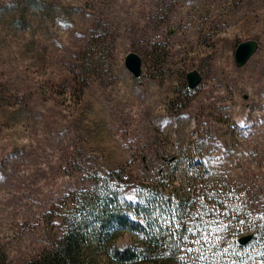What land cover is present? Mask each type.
Returning a JSON list of instances; mask_svg holds the SVG:
<instances>
[{"label": "rangeland", "instance_id": "obj_1", "mask_svg": "<svg viewBox=\"0 0 264 264\" xmlns=\"http://www.w3.org/2000/svg\"><path fill=\"white\" fill-rule=\"evenodd\" d=\"M164 2L150 20L148 0H0V264L34 259L71 197L121 175L134 199L184 151L223 161L264 205V0Z\"/></svg>", "mask_w": 264, "mask_h": 264}, {"label": "trees", "instance_id": "obj_2", "mask_svg": "<svg viewBox=\"0 0 264 264\" xmlns=\"http://www.w3.org/2000/svg\"><path fill=\"white\" fill-rule=\"evenodd\" d=\"M216 160L184 151L134 199L121 175L96 183L66 202L58 234L26 264H264V205Z\"/></svg>", "mask_w": 264, "mask_h": 264}, {"label": "water", "instance_id": "obj_3", "mask_svg": "<svg viewBox=\"0 0 264 264\" xmlns=\"http://www.w3.org/2000/svg\"><path fill=\"white\" fill-rule=\"evenodd\" d=\"M258 48V41L247 39L237 44L234 49V62L237 67L243 66ZM127 69L134 75L141 74L142 59L136 52H128L124 59ZM187 85L189 88H195L202 80V75L197 69H192L186 73ZM244 237L242 241L246 240Z\"/></svg>", "mask_w": 264, "mask_h": 264}, {"label": "bare ground", "instance_id": "obj_4", "mask_svg": "<svg viewBox=\"0 0 264 264\" xmlns=\"http://www.w3.org/2000/svg\"><path fill=\"white\" fill-rule=\"evenodd\" d=\"M164 1H166V0H148V3H147V7L145 8V12H144V15L148 18V19H150L151 20V18H152V16L155 14L154 12H155V7H156V5H157V3L159 4L160 2H164ZM167 2H168V0H167ZM165 3V2H164ZM161 5V4H160ZM158 8V7H157ZM140 10H137L136 12H135V14H136V16H135V18H133V19H130L129 21H128V27L130 28V30L131 29H133V31L135 32V33H137V35H135V36H137V37H141L142 36V31L144 30V27H143V25H141L138 21H136L137 19H138V17H139V15H140ZM215 69H216V67H215ZM214 69V70H215ZM217 70V69H216ZM230 73V72H229ZM228 74V73H227ZM244 81V80H243ZM240 82V81H239ZM241 84V83H240ZM244 84V83H243Z\"/></svg>", "mask_w": 264, "mask_h": 264}]
</instances>
